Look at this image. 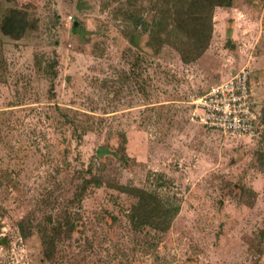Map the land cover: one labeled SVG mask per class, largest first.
Wrapping results in <instances>:
<instances>
[{
	"label": "rangeland",
	"instance_id": "1",
	"mask_svg": "<svg viewBox=\"0 0 264 264\" xmlns=\"http://www.w3.org/2000/svg\"><path fill=\"white\" fill-rule=\"evenodd\" d=\"M156 7L0 0V264H264V0L214 8L190 63L166 30L142 29ZM242 70L257 134L205 127L197 99ZM120 186L176 209L169 229L134 230ZM68 211L74 230L47 262L38 225Z\"/></svg>",
	"mask_w": 264,
	"mask_h": 264
},
{
	"label": "trees",
	"instance_id": "2",
	"mask_svg": "<svg viewBox=\"0 0 264 264\" xmlns=\"http://www.w3.org/2000/svg\"><path fill=\"white\" fill-rule=\"evenodd\" d=\"M165 8H157L158 15L148 25L146 22H137L143 30L149 28L150 36L153 40L160 38L159 31L166 30L167 37H175L173 43L175 49L180 55L183 63L196 61L207 49L212 31V12L216 7H231L232 0H164ZM162 19V21L160 20ZM136 42V37L130 39ZM5 62L3 56L0 57V71H4ZM107 151L99 148L97 155H103ZM94 184L96 187L101 185L99 178L92 177L85 179L84 184L80 186L79 191L71 200V206L81 202L82 195L89 186ZM118 189L137 201L131 205L129 211V221L134 230H140L143 226H149L155 231L166 232L177 210L171 211L165 207L160 199L144 189L136 187H123ZM73 214L64 212V215L56 217L54 220L48 217L46 223L39 224L38 231L41 234L43 258L47 262L62 259L58 256V248L61 242L67 240L73 230ZM23 231V225L20 224ZM58 251V252H57Z\"/></svg>",
	"mask_w": 264,
	"mask_h": 264
},
{
	"label": "built area",
	"instance_id": "3",
	"mask_svg": "<svg viewBox=\"0 0 264 264\" xmlns=\"http://www.w3.org/2000/svg\"><path fill=\"white\" fill-rule=\"evenodd\" d=\"M249 72L242 70L197 99V118L205 127L233 136L257 134V118L249 94Z\"/></svg>",
	"mask_w": 264,
	"mask_h": 264
}]
</instances>
